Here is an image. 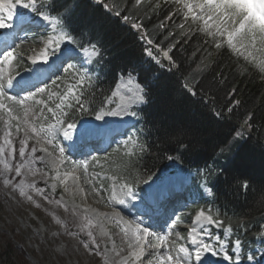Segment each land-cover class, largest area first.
I'll use <instances>...</instances> for the list:
<instances>
[{"label":"trees","instance_id":"trees-1","mask_svg":"<svg viewBox=\"0 0 264 264\" xmlns=\"http://www.w3.org/2000/svg\"><path fill=\"white\" fill-rule=\"evenodd\" d=\"M48 2L38 0L37 7ZM106 4L95 0L55 2L54 11L68 12L64 32L74 39L72 46L92 48V41L99 45V57L103 56L91 69L93 77L86 79L77 93L82 91L87 110H77L73 103L70 119L93 117L113 90L118 75L135 74L146 90L147 105L136 110L140 129L137 148L125 165L127 178L141 189L145 179H159L171 170L194 174L197 188L202 184L212 189L207 208L230 229L234 241L239 239L250 250L264 236V75L226 45L217 48L218 42L201 30L200 22L185 19L186 10L175 0H141L140 4L136 0H106ZM116 11L120 16L114 14ZM125 15L127 22L122 19ZM133 22L141 27L133 28ZM148 39L152 45L147 44ZM145 48H152L159 64L146 55ZM164 50L171 60L163 57ZM189 88H194L196 95ZM233 89L230 100L228 94ZM232 100L239 104L228 112ZM7 138L26 141L21 158L29 157L25 163L30 171L45 166L30 150L38 151L39 146L28 136L18 133ZM6 146V150L14 147ZM2 160L3 175L17 181V189L46 182L35 174L29 182L10 172L5 174ZM14 160L7 157L9 164ZM245 182L247 189L242 187ZM47 196L51 202L45 206L55 224L47 225V233L56 230L61 235L68 223L69 258L78 264H114L103 246L93 248V237L102 242L94 235V221L67 208L53 193ZM60 209L62 213L57 212ZM72 229L76 237L70 236Z\"/></svg>","mask_w":264,"mask_h":264},{"label":"rangeland","instance_id":"rangeland-1","mask_svg":"<svg viewBox=\"0 0 264 264\" xmlns=\"http://www.w3.org/2000/svg\"><path fill=\"white\" fill-rule=\"evenodd\" d=\"M175 1L177 2V0ZM199 2L200 0H180L179 4L184 7L187 13L185 3L196 4ZM194 12L199 14V9H194ZM188 18H192L191 14L188 15ZM198 22L201 23V28H203V22ZM211 31L214 32V29ZM208 36H210L212 39H215L216 42L227 46L226 38L213 35ZM47 40L49 42L56 41L53 36L49 37L45 41ZM38 41L39 40L33 42L32 37H26L23 45L20 43L18 45L20 48L18 47V49L15 51V54L18 56L19 60H22L25 57L28 59L27 52L29 53V51L35 46L38 48ZM228 48L236 56L242 58L245 62L252 65L264 75V51H254L253 57H249L246 60L243 55L233 51L230 47ZM44 50L45 48L39 50V57H41L46 51ZM82 64V66H78V69L82 71L87 70L85 67L88 64L87 61H82ZM19 66L20 64L17 63L8 71H4L3 77L8 76L6 72L9 74L14 73L19 68ZM68 66L69 65L66 64L65 69L61 71L53 81L48 82L43 86L45 89L44 93H39L38 91L33 100L25 102L24 108L29 109L27 120L29 124L35 126L37 130H39L41 125L47 129L49 124L56 123V120L52 118V113L48 112L47 108H55L53 106L60 102L61 95L64 94L70 87L68 83L65 82L67 79H73L72 73L68 72V69L70 68V66ZM1 74L2 69H0V75ZM75 76H77V74H75ZM130 78V82L128 83L133 84L136 82L138 84L136 77L131 76ZM4 79L5 78H3V80ZM56 81H61L63 84L55 87L54 85ZM37 101H41V103H37ZM67 102L68 100L65 103ZM3 103L12 106L14 114L20 117V130L17 131V121L11 120L7 113L3 109H0V147H7L4 143L6 133L11 132V135L18 133L25 134L28 136L30 141L38 144L39 150L35 151L36 158L44 161L45 164V166H36L34 171H30L28 165L25 163V160L29 159V157L23 159L19 157L17 153L15 160L12 163L14 166H21V175L17 179H22L26 182H29L30 179L33 178L32 175L35 174L41 178L43 176L46 182L36 184L32 188L24 190L25 195L22 196L19 194L20 189H17V181L12 182V180L8 178L10 179L11 183L8 185L4 184L3 181L6 177L3 175V168L0 165V264H78L77 261L71 260L68 255V223L66 222V227L62 228V230L65 229V231L62 232L63 234L61 235L56 230L51 233H47V225L52 227L55 226V224L51 220L50 215L52 213L50 212V209H46L45 206H48V203L51 202V198L47 196V194L53 193V195L60 199V202L63 203L67 208L78 210L87 216L79 209V204H81L80 199L72 203L70 196L72 195L71 193L76 191L77 187H81L85 194H93V202L97 205L99 204V206L101 204L100 210L103 212L102 219L106 225L104 223L97 224L94 219L87 216L92 219L96 225L97 231L94 232V235L102 241H97L95 244H93L94 250H97V248H101L103 246L105 255L108 257L109 261L114 264H140L135 258H129L127 261V258L132 254L129 244L132 245L133 238H136L135 235H133L134 230L132 227L136 228V226L139 224V221H133L132 218L130 219V222H126V217H122L123 215H128L129 211L127 209H129L132 205L135 196H139L135 193L133 197L128 198L124 196V193L121 191V185H129V181L126 177H124L123 174L124 169L121 167V163L126 162L130 155V150L127 148L126 138L118 139L116 144H114V146H112L108 152L102 153L100 157L87 164V170L89 171H85V169H83V171L89 174V176H85L84 173L78 168L75 169L77 173L81 172V177L78 178L79 184H77L76 188H74L75 185H72V182H70L71 179L69 178L70 173L75 172L71 170L72 167L69 165L70 168H68L65 164H62V166L59 168V173H57L54 171V164L48 158L49 155L52 154L61 155L59 153V148H65L69 146V141L64 138L62 132L60 131L63 137L61 134H58V129L60 126L57 125L56 131H48L47 136H44L43 134L36 135L31 131V128L28 126V124L24 123V108H21L19 105H13L12 101L6 99H3ZM57 115L60 116L59 110H57ZM60 118L64 119L62 116H60ZM49 139L51 140L50 143L48 142ZM21 140L22 138H19L18 140H12V145H14V148L18 149L20 147ZM122 144H124L123 147H121ZM73 161L77 162V159H74ZM96 168L100 169L103 173L95 172ZM10 174L16 176L14 171L10 172ZM55 177L58 178V185L56 187L54 186ZM175 181L177 180H171L166 185L173 186L176 183ZM44 190L46 191L44 192ZM69 191H71L70 195ZM29 196L31 197V200L28 199ZM190 197L191 198L186 200L184 204L185 207L191 203L193 204L195 196L192 198L191 194ZM116 199L117 201L119 199H124L125 203L119 204L115 201ZM122 206L126 207L127 209L123 208ZM114 208L119 209L114 210ZM121 209L125 210L126 213H123ZM41 211L49 215L43 217ZM57 212L62 213V210L60 209ZM112 212L119 214L118 218L120 219H118V221L115 222L109 218V215ZM191 219L192 218H190L189 222H191ZM58 220H61V222L63 221L61 214H58ZM107 226L110 228V230L107 228ZM186 227L188 226L181 225L173 227V231L170 234L167 232V237L169 239L165 243H161L159 241L154 243L153 239L152 244L150 243L148 247L151 250L157 248L160 251L153 254V257L150 259L152 264H159V257L161 254H164L165 257L168 255V253L172 254L173 256L178 255V253H176L171 248L174 241L175 244L177 241H182L184 243L187 242V237H183L182 233H180L183 231L185 232ZM140 228L145 229L143 226ZM146 230L153 234L150 229ZM69 234L73 237L77 236L76 231L73 229L70 230ZM228 237L229 236H227V238ZM215 241L216 239H214L211 244L215 245ZM178 244L179 243H177V245ZM163 246L166 248L162 251L161 249ZM208 256L210 257V255Z\"/></svg>","mask_w":264,"mask_h":264},{"label":"snow or ice","instance_id":"snow-or-ice-1","mask_svg":"<svg viewBox=\"0 0 264 264\" xmlns=\"http://www.w3.org/2000/svg\"><path fill=\"white\" fill-rule=\"evenodd\" d=\"M38 0H15V3H9L7 7V15L2 16L0 15V28H6L10 27L11 25L8 23V21H12L13 19H16L19 26L23 29L25 26H27L29 23H31V20L29 16L24 12L20 10L13 11V9L16 8V6H19V9L29 10L32 13H36L39 15L44 21H47L49 23L52 22L53 18H58L57 23L58 27L60 28L61 32H64V30L67 28V21L66 17L68 15V12L64 9H60L59 11H54L55 9V2L56 0H49V2L45 4H40V7H37ZM96 3H104L107 7L106 0H95ZM179 3L180 0H177ZM137 4L141 3V0H136ZM185 7L187 8V13L185 14V19L187 20V17L189 14H191L192 19L194 21H202L204 27L201 29L203 32H205L206 35H213V36H220L222 38H226L227 46L230 47L233 51L237 52L240 55H243L245 59L247 60L249 57H253L254 51H264V0H200L199 3L191 4V3H185ZM41 9H46L48 12V15H45V12ZM194 9H199V14H196L194 12ZM5 11L4 3L0 2V12ZM116 16H120V12L116 11L114 13ZM122 19L127 22L129 20L128 16H123ZM133 28L139 29L141 25L136 24L135 22L131 25ZM180 27H183V25H180ZM214 29V32L211 31ZM67 41V43L72 44L74 43V39L70 37V34L67 32H64V36L62 37ZM55 44V48L59 49L60 43L59 40L56 41H50L49 46L51 47L52 44ZM90 46L92 47L93 51L96 52L99 49V45L92 43V41H89ZM147 44L152 45L153 41L151 39L147 40ZM83 48V45L80 46ZM153 47H156L153 45ZM216 47H221L220 43H216ZM251 49V50H249ZM170 50V49H169ZM161 51L159 48H157V52ZM145 53L148 57H150L153 61H155L157 64L160 63V60L158 58V55L154 54L152 48H145ZM163 57L166 59L171 60L169 57L168 50L163 51ZM14 59H16L13 52L5 51L3 55V60H0V67H2L5 64H10ZM38 59H42L45 63L48 62V52L45 51L41 57H38ZM99 59H103V56L101 55ZM36 62L35 60L33 61ZM99 62V60L95 61ZM174 65V61L172 62ZM71 67V66H70ZM85 77L80 76L77 83L74 84L72 87H69L64 94L60 97V102L55 105V108L48 107L47 111L52 113V118L56 120L55 124H49L48 128L45 129L43 125L40 126L39 130L31 124H29L27 120V116L29 114V109L24 108L25 102L28 100H33L34 95H29L27 97H24L23 99H17L14 96H10L7 93L8 88H13L19 85L21 87V90L24 89V87L28 86L30 81H24L23 84H21L20 81H17L15 84L13 82V79L11 76L5 81L2 77H0V98L12 101L13 105H19L21 108H24V123L28 124V126L31 128V131L36 134L40 135L43 134L44 136H47L48 131H56L57 125L60 126L58 129L62 132L65 139H71L73 131L77 130V125L74 122L68 123L65 119L60 118L67 117L69 113L64 110L65 106L67 108H71L72 104H66L65 102L72 98L74 100L75 105H77V110L80 111H86L87 108L85 107V104L83 102L82 98V91L81 94H77V87H79L81 84H83ZM129 79H131L129 77ZM187 87V85H186ZM189 91L192 95H196V91L194 88H189ZM235 89L232 90L228 94V99H232V94L234 93ZM45 89L40 88L39 93H44ZM210 95V94H209ZM3 99H0V109H3L9 118L11 120L17 121V131L20 130L19 127V121L20 117L14 114L13 107L9 106L5 103H3ZM214 100L215 97H212ZM146 102V92L144 89H140L139 93L137 94V104H143ZM208 100H205V103H208ZM37 103H41V101H37ZM239 102L232 100V103L227 107L228 112L233 111V106L238 105ZM57 110H59L60 116L57 115ZM219 115V113H217ZM130 116V117H137L138 112L135 110V108L129 109L128 107L121 106L119 110L113 111L111 108H109L107 111L103 110V105H101V111L99 114L95 116V119L97 121L103 120L105 116ZM7 123V121H6ZM66 124V126H65ZM94 127L98 126H90L88 124H85L82 126V130L78 134H88ZM11 135V132L6 133L5 137V143L9 146L12 145V141L8 139L7 137ZM239 135V133H238ZM48 142L50 143L51 140L49 139ZM25 149H26V141L21 140L20 147L18 149L14 147H10L9 149H5L3 147H0V158H3V166H4V173L12 172L14 171L17 176L21 175V166L20 165H12L7 162V157L12 156L15 158V156L19 155V157L25 156ZM31 151L35 152V148H31ZM65 149L59 148V153L63 155ZM142 151H146L145 149H142ZM168 159H172L171 156L168 157ZM87 164L84 165L85 171L87 170ZM4 184L8 185L11 183L10 179L5 178ZM144 183H148L147 179H145ZM242 187L247 189L248 185L245 182L242 184ZM121 191L124 193V196L131 198L135 195L133 192L132 186H129L128 184L121 185ZM20 195H25V192L22 187H20L19 190ZM29 200H31V197H28ZM119 204H124V199L118 200ZM203 218V220H201ZM122 219V218H121ZM179 220V218H177ZM196 220L201 222V231H207V226L215 224L216 226H221L223 224V221H221L219 218H213L211 214L205 215V211H200L199 214L196 216ZM176 225L174 224L173 227ZM89 237H93L92 232H88ZM135 235L136 240L135 243L137 245H140L141 247L143 244L150 243L149 236L151 235L146 229H141L139 225L136 226V229L133 233ZM157 239L161 243H165L168 239L167 236H157ZM92 243L95 244L96 240L93 237ZM192 247H185V246H179L177 249L178 255L173 256L172 254H168L166 257L164 254H161L159 257V264H165V261L167 264H206L207 261V255L210 254L211 256L215 257L217 255H220V252H218L217 248H223V244H220L219 241H217L216 246L214 247L212 244L208 242H198L196 238H193L192 241ZM85 248L89 247V244H84ZM129 247H132L131 244H129ZM234 247L239 248L241 247V242L239 239H237L234 242ZM135 254V253H134ZM224 260L232 261L234 260L235 264H241L242 256H236L234 254H228L225 253L223 255ZM246 259L250 262L254 261L253 256H247Z\"/></svg>","mask_w":264,"mask_h":264},{"label":"bare ground","instance_id":"bare-ground-1","mask_svg":"<svg viewBox=\"0 0 264 264\" xmlns=\"http://www.w3.org/2000/svg\"><path fill=\"white\" fill-rule=\"evenodd\" d=\"M41 22H42L41 25L43 26V28H45L49 24V22L44 21V20H41ZM18 26H19V24H18ZM20 43H22V39L18 40V42L16 43V46H18ZM46 46L47 45L45 44L44 47L46 48ZM82 56H85V57L89 58L91 56V53L90 52H83L82 53ZM128 82H130L129 81V78H127V79L126 78L125 79L123 78L121 80V82L117 85V87H116V89H115V91H114V93L112 95V101L115 104V107H114L113 111L119 110V108L121 106H125V107H128L129 109H132L134 106H137L138 105L137 104V94L139 93L140 89H143V88L141 86H139L136 82H134L133 84H130ZM7 93L13 94V91H11V89L8 88L7 89ZM124 117H125L124 115H120V116H110V121L112 123L116 124L118 120H121ZM83 141H84L83 138H80L78 140V144H81ZM62 164H64V163L61 160L60 161H56L54 163V166H53L54 167V171L57 172V173H59V168L62 166ZM57 177L54 178V183H55L54 186L55 187L58 185V183H57L58 178ZM80 177H81V172H79V173H77V172L70 173V175H69V178L71 179L70 182H72V185H75L74 188H76V185L79 184L78 178H80ZM174 186L175 185H173V186L165 185L164 190L171 192V191H173ZM70 193H71V191H69V195H70ZM71 194L72 195L70 197H71L72 203H74L78 199L81 200V204H79V209L81 211H83V213H85L87 216H89L92 219H94L97 222V224L98 223H100V224L101 223H104V221L102 219L103 218V215H102L103 212L100 210L101 204L99 206V204L97 205L96 203L93 202V199H94L93 194L92 195L91 194L90 195L89 194H85L82 191L81 187L80 188L77 187L76 188V191L74 193H71ZM121 210H122L123 213H126L125 210H123V209H121ZM128 215H129V212H128ZM118 217H119V214L116 213V212H112L109 215V218L112 221H115V222L118 221V219H120ZM132 218H133V221H136V220L139 221V219L137 217H132ZM139 224H140V226H143L145 229H151L152 230V228H150V225L152 226L153 223L150 224V225H148V224H144L141 221H139ZM191 225H192V227H195L196 229H198V233L201 234V232H202L201 231V223L199 221H197V220L194 219L192 221ZM107 228L110 230V228L108 226H107ZM132 228L135 231L136 228L135 227H132ZM163 232L166 233L167 232V229L165 231H163ZM168 232L170 234L172 231H168ZM161 234L162 233H160L159 236L163 237V235H161ZM148 239H149L150 243L152 244L153 239H154V234H151ZM135 240H136V238H133V240H132V247L130 249L132 251V254L130 255V257L127 258V261L129 260V258H135L140 264H152V262L150 261V259L153 257V254L157 253L160 250L157 249V248H154L153 250H151L148 247V245L150 243L143 244V246L141 247L140 245H137L135 243ZM189 244L192 245V243H189ZM165 248L166 247L163 246L161 250L163 251ZM209 260L210 259L207 258L206 263H209ZM173 263L175 264V262H173ZM224 263L225 262H223V264ZM165 264H167L166 261H165Z\"/></svg>","mask_w":264,"mask_h":264}]
</instances>
